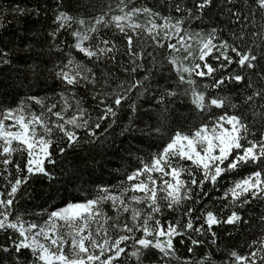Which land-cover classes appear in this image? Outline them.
Instances as JSON below:
<instances>
[{
  "label": "snow or ice",
  "instance_id": "snow-or-ice-1",
  "mask_svg": "<svg viewBox=\"0 0 264 264\" xmlns=\"http://www.w3.org/2000/svg\"><path fill=\"white\" fill-rule=\"evenodd\" d=\"M129 2L116 0L115 10L120 14L110 15L113 5L109 4L87 26L84 19L78 21L84 31L72 33L75 43L71 47L92 66L75 57L58 64L53 75L63 87L57 99L49 102V97L29 96L15 107L0 105V233H7L9 241L6 245L0 244V264L6 261L11 264H129L130 261L133 264H173L174 261L176 264H214L210 254L199 261L187 258L181 261L174 247L175 238L189 236L191 239V233L211 232L215 243L214 226L248 224L235 209L253 200H264V22L255 30L254 19L259 14L264 21V0H241L247 10L237 0H193V7H187L183 0H173L171 7L176 16L162 15L147 6L128 8ZM61 4L62 0H57L58 9ZM217 6L220 15L227 14L229 23L239 27V31L232 32L235 39L231 43L221 38L223 26L212 27L207 34L193 33L188 27ZM10 12L16 18L41 15L39 6L29 8L20 4ZM138 16H144L145 22H137ZM72 21L67 12L58 11L54 21L58 27L49 33L50 37L55 38L61 29L71 27ZM4 27L5 17L0 15V29ZM104 29L112 30L113 35L118 32L126 41L125 46L121 48L117 42L103 38ZM156 49L168 51L166 59L177 76L176 87L188 86L184 95L204 114L202 122L191 132L176 130L168 135L158 151L147 158L138 157L139 167L125 172L124 179L118 183L83 189V200L69 201L47 212L42 222L27 219L18 211V193L33 175H44L49 181L55 179L47 170V165L56 163L53 145L63 155L67 149L77 147L82 139L95 143L102 122L111 121L100 135L118 123L119 112L125 105L131 115L120 130L121 136L164 135L159 126L146 125L140 129L136 125L139 108L131 95L140 88L147 90L146 82L156 74L162 75V62L153 54ZM180 52L185 53L182 59L176 55ZM10 56V51L0 47V65L11 64ZM209 57L217 61V66L208 62ZM148 58H151V67L145 64ZM189 60L190 64L184 63ZM104 63L118 66L127 78L112 87L118 79L115 73L98 75L94 71ZM233 64L240 72H228ZM217 71L227 74L217 78L214 76ZM139 72L144 75L138 79ZM245 73L256 77L259 87ZM194 76L210 77L213 82L201 91ZM230 83L243 84L250 90L240 104L209 95L208 89H220ZM79 88L86 89L91 99L97 101L95 118L84 107V98L77 94ZM177 95L176 88L161 86L155 99L163 105L162 115L169 112L173 102L170 98ZM28 101L39 106L40 111H34ZM214 109L231 111L217 114ZM249 110L253 116L259 112V121L245 115ZM79 130H84V137L78 134ZM17 157L24 160L23 165ZM242 166H252L255 170L233 182L220 197L228 201L224 207L233 209L231 214L222 218L205 207L194 217L197 211L194 205L209 196L205 185L215 188L225 173L236 172ZM106 206L113 215H109ZM165 212L181 215L175 221L163 220ZM260 219L264 222V216ZM200 243L191 239L193 246ZM246 247L250 251L244 254L236 249L228 251L224 264H264V234L248 242ZM188 251L192 253L193 248L189 247ZM152 253H155L154 260L150 258Z\"/></svg>",
  "mask_w": 264,
  "mask_h": 264
},
{
  "label": "trees",
  "instance_id": "trees-1",
  "mask_svg": "<svg viewBox=\"0 0 264 264\" xmlns=\"http://www.w3.org/2000/svg\"><path fill=\"white\" fill-rule=\"evenodd\" d=\"M172 2L173 0H167V2L166 0H130L128 8L147 6L154 11H159L162 15L176 16L177 14L171 7ZM183 2L187 7H193V0H183ZM115 3L116 0H62L58 9L57 0H0V15L5 17V27L0 29V47L11 52L9 57L11 64L0 65V105L15 107L29 96L49 97V102L57 99V94L63 87L53 75V70L58 64L75 57L76 60H83L92 66L90 61H87L82 54L71 47L75 43L72 33L84 31L78 21L84 19L87 26L94 17L105 12L109 4L113 5V12L110 15L120 14L115 10ZM237 3L247 10V5L242 4L241 0H237ZM16 4L29 8L39 6L41 15L39 17L33 15L16 18L10 12V9ZM58 11L67 12L73 17V21L71 27L61 29L56 37L52 38L49 33L58 27L54 22ZM135 19L140 23L145 22L144 16H138ZM254 19L255 30H259L260 23L264 21H261L259 14ZM229 20L230 17L227 14L220 15V8L217 6L202 20L193 21L188 27L193 33L207 34L212 27L223 26L225 31L221 34V38L231 43L235 39L232 32L239 31V27L234 22L229 23ZM248 27L249 30L252 29L251 24ZM101 36L117 42L121 48L126 44L118 32L113 35L112 30L109 29L102 30ZM251 39L249 43H251ZM148 43L150 44L151 41ZM147 50L153 51L151 48ZM153 54L158 61L162 62L160 68L162 75L156 74L150 81L146 82L149 85L147 90L140 88L131 95L139 108L136 113V125L140 129H145L146 125L159 126L163 129L164 135L153 133L141 136L137 133L136 138L121 136L120 130L127 124L128 117L131 115L125 105L124 109L119 112L118 123L113 125L104 135L100 134L104 132L111 121L102 122L100 129L97 130L99 139L95 143H86L82 139L77 147L67 149L63 155L58 152L56 145H53L52 151L56 163L47 165V170L54 175L55 179L49 181L44 175H33L18 193V211L25 214L27 219L35 220L38 223L42 222L47 218V212L58 209L69 201L83 200V189L90 190L96 185L118 183L124 179L125 172H130L139 167L138 157L147 158L151 153L158 151L166 143L168 135L176 130L191 132L202 122L204 114L199 113L190 103L189 96L184 95V90L188 86L176 87L177 76L175 72L170 70L171 65L167 63L166 59L168 51L156 49ZM196 54L198 55V52ZM176 55L182 59L185 53L180 52ZM150 59L145 60V64L149 67H151ZM208 62L214 67L217 66V61L211 57L208 58ZM184 63L190 64L191 61H184ZM94 71L98 75L102 72L115 73L118 79L112 83V87H115V84L120 80L127 78L118 66H113L111 63L101 64L100 67L94 68ZM228 72H240V69L233 64L228 68ZM226 74L223 71H217L214 76L218 78ZM143 75V72H139L136 78L139 79ZM245 75L259 87V81L256 77L250 76L249 73H245ZM193 78L197 80L198 88L201 91L204 90L205 85H210L213 82V78L210 77L194 76ZM161 86L176 88L178 93L176 97L170 98L173 102L169 105V112L165 115L161 113L163 105H159L155 99L161 91ZM108 90L111 91V88ZM249 91L243 84L235 83L226 84L220 89H208L209 95L224 97L236 104H240L241 98L246 96ZM77 94L84 98V107L88 108L95 118L98 114L95 110L97 101H93L91 95L84 88L77 89ZM28 103L32 104L34 111H40L39 106L31 101ZM213 111L220 114L223 111L231 110L214 109ZM245 115L259 121L258 111L254 116L252 110L246 112ZM78 134L81 137L85 136L84 130H79ZM16 159H20V163L23 165V159L19 157ZM254 170L255 168L252 166H242L236 172L225 173L218 180L215 188L211 184H206L205 190L209 192V196L194 205L197 211L193 213V216L199 215V210L205 207L213 210L222 218L230 215L233 209L224 207L228 201H223L220 197L232 186L233 182L244 178ZM187 203L192 204V202ZM235 210L239 211L244 220L248 221V224L242 223L235 227L227 224L214 226L212 231L216 234L215 243H213L211 232L203 235L191 233V239L201 241L196 246L191 244L189 236L176 237L173 243L176 254L181 258V261L185 258L199 261L205 254H210L214 264H224L228 251L236 249L241 254L250 251L246 247L247 243L264 234V222L260 219L261 216H264V200H253L250 204ZM106 211L109 215L114 214L107 206ZM42 212L44 215H37ZM180 215L176 212H165L162 219L175 221ZM183 222L184 220H182ZM139 235L141 234L137 233V236ZM7 236V233H0V244L9 243ZM181 240L184 242L181 243ZM189 247L193 248L192 253H189ZM128 251H131V248ZM150 258L154 260L155 253H152ZM5 264H11V262L6 261ZM129 264H133V262L130 261ZM173 264L176 262L174 261Z\"/></svg>",
  "mask_w": 264,
  "mask_h": 264
}]
</instances>
